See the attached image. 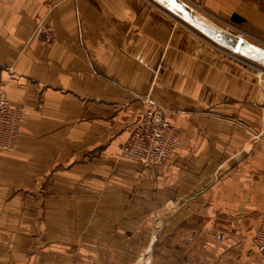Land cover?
Masks as SVG:
<instances>
[{
	"label": "crops",
	"instance_id": "0c3cea01",
	"mask_svg": "<svg viewBox=\"0 0 264 264\" xmlns=\"http://www.w3.org/2000/svg\"><path fill=\"white\" fill-rule=\"evenodd\" d=\"M177 4L264 43V0H0L2 88L24 110L0 154V264H263L260 82L186 66ZM146 100L181 133L163 165L120 156Z\"/></svg>",
	"mask_w": 264,
	"mask_h": 264
},
{
	"label": "built area",
	"instance_id": "2783aa9c",
	"mask_svg": "<svg viewBox=\"0 0 264 264\" xmlns=\"http://www.w3.org/2000/svg\"><path fill=\"white\" fill-rule=\"evenodd\" d=\"M40 36L43 43L54 42V32L51 28H43ZM236 36L242 39L243 34ZM11 70L10 66L0 62V153L12 150L18 143L21 133L22 109L12 107L6 93L1 89L3 73ZM145 103L150 105V109L120 154L144 166L162 165L180 146V135L168 121L164 111L155 107L154 102L150 100H146ZM216 240L224 242L226 236L219 233ZM252 243L264 264V214L254 232Z\"/></svg>",
	"mask_w": 264,
	"mask_h": 264
},
{
	"label": "rangeland",
	"instance_id": "374dc122",
	"mask_svg": "<svg viewBox=\"0 0 264 264\" xmlns=\"http://www.w3.org/2000/svg\"><path fill=\"white\" fill-rule=\"evenodd\" d=\"M184 6H186V5H184ZM186 7L188 9L192 10L197 15H200L201 17L212 22L213 24L223 28L224 30H226V28L229 29L230 31H227V30L226 31L231 33V34H234V35L243 34V36L246 37L245 40L248 43H250L253 46H256L257 48L260 49L261 52L264 53V43L254 41L252 37H250L248 34H246L244 31H242L240 29H238V30L242 31V32L241 33L238 32L237 28L234 29V28L230 27L229 25L222 22L215 15L214 16L208 15L210 13L208 12V10L206 8L200 7V6H191V7L186 6ZM180 22H181L180 30H181L182 36H185L186 38L187 37L191 38L190 43L188 42L189 44H191L190 47H186V49H185L186 54H187L186 57H188V59H189L188 62H185L186 64H188L186 66H214V68L219 67L221 70L222 69H224L225 71L230 70L229 74H236L237 72L240 75L243 74L245 79L253 78L256 82H260L261 95H262V109H264V61L261 60L263 56H261V58H259V56H257V54L254 52L251 53V55L254 57H250L248 55L233 52L227 48L220 46L216 42L212 41L211 39H209L208 37L203 35L201 32H199L198 30L193 28L191 25L186 23L184 20L181 19ZM42 29H40L38 27V31H39L40 35H41ZM41 39L42 38H40V40ZM193 44H195V47L192 46ZM188 50H189V52H188ZM220 66H222V67H220ZM221 70H219V71H221ZM1 89L3 91L2 84H1ZM154 104H155V107L164 111L167 118H168V112L163 107H160L159 105H157L155 102H154ZM144 105L146 108H145L142 116L139 118V120L135 124L133 133L135 132L139 123L142 122L143 119L145 118L147 111L150 109L149 104L144 103ZM151 108H153V106ZM20 109H22V118H21V129H22L24 110H23V108H20ZM168 121H169V119H168ZM177 131L179 132V135H180V146H181V133L178 129H177ZM133 133H132V135H133ZM132 135H131V137H132ZM20 138H21V133H20ZM129 140H128V142H129ZM19 142H20V139L18 140V143L16 144V146L13 147L12 150L7 151V152H13L14 150H16ZM179 147L173 152V154L179 149ZM2 153H6V152H2ZM2 153H0V154H2ZM120 156H121V154H120ZM121 157H123V156H121ZM126 159H128V158H126ZM165 163H163V164H165ZM253 235H254V233L252 234V237H251L252 240H253ZM252 251L256 252L253 248V243L251 241V252Z\"/></svg>",
	"mask_w": 264,
	"mask_h": 264
},
{
	"label": "water",
	"instance_id": "95a60500",
	"mask_svg": "<svg viewBox=\"0 0 264 264\" xmlns=\"http://www.w3.org/2000/svg\"><path fill=\"white\" fill-rule=\"evenodd\" d=\"M174 9L182 20L220 46L250 57H254L251 55V53L254 52L257 56H259V58L263 56L261 60L264 61V53L256 46H253L238 36L227 32L223 28L213 24L203 17L199 18L196 13L188 9L183 4L174 5Z\"/></svg>",
	"mask_w": 264,
	"mask_h": 264
},
{
	"label": "bare ground",
	"instance_id": "6f19581e",
	"mask_svg": "<svg viewBox=\"0 0 264 264\" xmlns=\"http://www.w3.org/2000/svg\"><path fill=\"white\" fill-rule=\"evenodd\" d=\"M198 16H199V18H201V16H200V15H198ZM226 30H227V31H230V30H228V29H226ZM242 39H243V40H245L243 37H242ZM245 41H246V40H245Z\"/></svg>",
	"mask_w": 264,
	"mask_h": 264
}]
</instances>
